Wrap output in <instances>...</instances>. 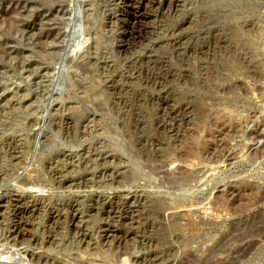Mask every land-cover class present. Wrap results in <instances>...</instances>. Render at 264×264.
<instances>
[{
    "label": "rangeland",
    "instance_id": "obj_1",
    "mask_svg": "<svg viewBox=\"0 0 264 264\" xmlns=\"http://www.w3.org/2000/svg\"><path fill=\"white\" fill-rule=\"evenodd\" d=\"M0 244L264 264V0H0Z\"/></svg>",
    "mask_w": 264,
    "mask_h": 264
},
{
    "label": "built area",
    "instance_id": "obj_2",
    "mask_svg": "<svg viewBox=\"0 0 264 264\" xmlns=\"http://www.w3.org/2000/svg\"><path fill=\"white\" fill-rule=\"evenodd\" d=\"M0 253H3L2 258L0 260H2L5 256L7 258H9V257L14 258V259L9 258V259L3 260L2 262H0V264H15L14 262L17 259L16 253H18V251L16 249L9 247L7 244H0ZM23 261H24L23 264H29V263H27V262H29V261H27V259H23Z\"/></svg>",
    "mask_w": 264,
    "mask_h": 264
},
{
    "label": "bare ground",
    "instance_id": "obj_3",
    "mask_svg": "<svg viewBox=\"0 0 264 264\" xmlns=\"http://www.w3.org/2000/svg\"><path fill=\"white\" fill-rule=\"evenodd\" d=\"M142 20H144L145 22H147V20H148V15H143L142 16ZM138 23V22H137ZM135 26V25H134ZM139 26H141V25H139ZM136 27V26H135ZM138 27V26H137ZM142 27H144L145 28V26H143L142 25ZM139 28V27H138ZM141 28V27H140ZM147 29V28H146ZM135 31V30H134ZM141 31V30H140ZM141 34V33H140ZM135 37V36H134ZM16 236V235H15Z\"/></svg>",
    "mask_w": 264,
    "mask_h": 264
}]
</instances>
